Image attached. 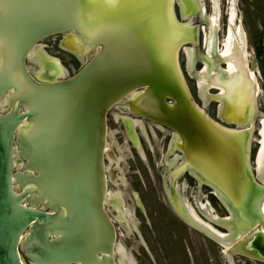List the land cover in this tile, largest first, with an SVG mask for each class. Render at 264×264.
Instances as JSON below:
<instances>
[{
    "label": "water",
    "instance_id": "95a60500",
    "mask_svg": "<svg viewBox=\"0 0 264 264\" xmlns=\"http://www.w3.org/2000/svg\"><path fill=\"white\" fill-rule=\"evenodd\" d=\"M174 3L0 0V264H26L21 244L33 264H111L114 234L104 207L106 113L124 99L130 110L181 139L185 163L176 168L179 174L195 170L227 195L236 214L232 218L221 203L227 213L222 220L249 230L257 222L264 183L249 163L253 122H226L218 111L214 120L204 104L194 102L179 52L187 41L196 42L195 28L176 23L183 18H177ZM68 31L58 46L80 56L95 50L93 58L71 77L32 73L42 81L34 79L25 56L41 38ZM135 92L142 94L128 101ZM6 94L4 107L12 108L2 110ZM28 120L35 128L22 126ZM15 151L25 163L13 175ZM210 223L228 234V228Z\"/></svg>",
    "mask_w": 264,
    "mask_h": 264
},
{
    "label": "rangeland",
    "instance_id": "374dc122",
    "mask_svg": "<svg viewBox=\"0 0 264 264\" xmlns=\"http://www.w3.org/2000/svg\"><path fill=\"white\" fill-rule=\"evenodd\" d=\"M194 1L196 3L201 2L204 5L209 18L213 15V17L217 19V15L220 13L219 28L214 35L215 51L218 53H214L213 60H215L217 68L225 69L226 65L218 61V55L221 53L223 40L227 35L228 8H230L231 0ZM176 3L177 0H175L174 3V10L179 19V9ZM234 7L237 10V23H239V21L241 22L246 36L247 48H245V50L249 55L248 61L250 60V63L251 61L255 63L256 59L261 71L262 80L261 78L257 80L261 89V100L258 102V111L262 113L264 112V0H235ZM182 22H190L193 26L200 29L199 41L195 44H186L187 46L195 47L197 50L194 58V70L186 72L185 61L187 59L181 51L179 52V65L194 102L201 106L204 102L199 95L197 78L199 72L205 68L204 64H201L200 61L204 63L202 60L204 55L203 38L204 34L207 36L208 31L205 28L208 27L209 24L206 20L201 19L198 13L192 14L187 20H183ZM65 33L71 32L68 31ZM65 33L38 42V45H41L43 50L50 57L59 60L61 63V72L54 76L56 80L68 78L76 74L93 58L94 54L90 52L89 54L80 56L59 47V40ZM252 52L255 58H250V55H253ZM27 67L30 72H40L39 64L27 62ZM248 67L253 72L251 64ZM217 93L218 90L209 89L207 96ZM118 104L123 105V108H111L106 114V150L104 151L105 161H103V164L106 178L105 188L108 190L107 196H109L110 194L108 193L113 190L118 191V188L115 186L119 183H111L108 179L111 178L112 180H116L123 177L127 183L134 185V192H139L146 212H141L140 209L135 206L128 207V204L132 205L129 196L127 197L129 201H126L127 205L121 209V212L127 213V215H129V211L135 213L139 221L140 229L139 234H137L131 232L130 229H128L127 232H125L126 230L118 229L119 225L115 224L113 221L117 214L113 213L112 210H108L109 208H105L109 219L113 221V225L116 228L115 234H117V240L120 238V232L123 231L122 238L125 240L124 243L128 250H132L138 264H227L224 249L202 234L195 232L193 229L181 223L170 209L165 207L162 203L159 190H155V188L159 189V186L155 184V178L158 172V162L160 160L158 152L159 150L161 151L163 141L165 140L164 133L159 130L155 124H152L145 118L130 113L128 108L125 107L124 100H121ZM217 104L218 103L214 100L206 99L204 105L205 113L214 120L218 111ZM124 118L134 121V131L141 142L140 149L136 150L133 147L127 134V128L122 120ZM254 127L255 130L252 133L253 139L249 144V163L252 170L255 168L254 161L258 149L256 141L259 139V136L256 134V130L260 128L256 119ZM14 149L18 151V145L16 143H14ZM109 152L114 155V159L110 157L107 159ZM13 161V175L17 171L21 172L24 170L25 160L20 154L16 153V151L14 152ZM185 177L189 187H193V181L190 180L187 175ZM13 186H17L15 181H13ZM201 193L203 195L202 197H204L202 200H208L215 214L219 217L227 215L216 197L210 194L209 188L201 186ZM31 198L32 197H28V199ZM26 201L24 204L29 206V202ZM146 217L148 218L150 226L146 224ZM219 230L225 232L224 230ZM131 233L133 234L131 235ZM179 240L181 245L179 244ZM233 243H235V241L231 242V244ZM19 249L25 263L33 264L26 257L22 244L19 246ZM234 254L235 253L232 254V258L235 264H264L263 261Z\"/></svg>",
    "mask_w": 264,
    "mask_h": 264
},
{
    "label": "flooded vegetation",
    "instance_id": "af4514ba",
    "mask_svg": "<svg viewBox=\"0 0 264 264\" xmlns=\"http://www.w3.org/2000/svg\"><path fill=\"white\" fill-rule=\"evenodd\" d=\"M179 1L180 0H177L176 4H177V7H178V9L180 11L179 16L181 15L183 20H187L192 14L198 13L200 18L203 19V20H206L207 23L209 24L208 27H206L205 29L208 31L207 35H209V39H211V41H212V46H210L211 47L210 48L211 49V56L207 55V53H208V51H207V42L205 41L206 40V35L204 34V38H203L204 55L202 57V60L204 61V63H202V61H200V63L204 64V66L208 70H211L212 69L211 66H210L211 63H215V60H213V55H214V53H218V52L215 51V38H214V35L218 31L217 29L219 28V16H220V13H218V15H217V24L214 25V29H213V31L210 34L209 33V27H210L211 19L209 18L208 14L206 12V9L204 7L201 8V7L198 6L199 9L196 8V9H194V11H191L190 15H188L187 17H183L182 13H181V10H180V2ZM178 4H179V6H178ZM227 14H228V12H227ZM236 21H238V18L236 19ZM185 23H190V22H185ZM190 25H192V24L190 23ZM226 27H227V32H228L229 15H228V24H227ZM215 28H216V30H215ZM197 32H198L197 33V39H198L197 41H199V39H200V37H199L200 29L199 28H198ZM62 33H65V32H62ZM59 34H61V33H59ZM59 34L47 35V36L41 38L38 42H40L42 40H45L47 38H52V36L57 37V35H59ZM68 34L69 33H65L63 35V37L68 35ZM38 42L30 49L28 54L25 56L24 61H25L26 67H27V62H31V63H34V64H39L40 65V72H37L36 74H38L41 77H52V76H55V75L59 74L61 72L60 69L62 67L60 61L50 57L43 50L41 45H37ZM195 43H197V42H191V43H187V44H195ZM185 47H187V48L190 47L193 50V57H192V59H193L192 71H193L194 70V64H195L194 63V58H195V54H196L197 50L195 49V47L184 45V47H183L184 51H183V49H180V50H181L182 54L185 57H186ZM245 48H246V36H245ZM15 50H17V49H15ZM252 54H253V52H252ZM205 56L207 57V59H205ZM220 56L221 55L219 54L218 55V61H219ZM250 58H255L254 54L250 55ZM186 59H187V57H186ZM39 60H41V61H39ZM249 63L250 62L246 63V67L250 66V64H251V67L253 68V72L256 74L255 76L254 75L253 76L255 78L257 77L256 78L257 95L255 97V106H254V109H253L254 111L252 112V116L253 117L251 116V119L246 120L244 123H236V122H234V123H236L238 125H243V124L247 123L246 126L249 127L251 125L250 123L253 122V125L255 124V119H256L257 122L260 125V128H258L256 130V132L259 130L260 135H258L256 133L259 136V139H258L259 143L256 141L257 144H258V149H257V154H256L255 162H254L255 168H256L254 173L256 174L257 178L261 181V179L258 177L257 165H258V155L260 154V150H261V146H262L261 145V143H262L261 126H262V123L264 121L263 120L264 119V112L259 113V111H258V102H259V100H261V98H260L261 89H260L259 82H257L258 81L257 79L261 78V80H262V77H261V71L259 69V65H258L256 59H255V63L253 61H251L250 64ZM185 64H186V69L185 70H186V72H189L188 69H187V60L185 61ZM212 65L216 69H219V68L216 67L215 64H212ZM47 68H48V70H47ZM216 69H214V70L212 69L211 71H213L214 73H218ZM51 71H52V73H51ZM29 72H30V70H29ZM32 73L35 74L34 71L30 72V74L32 76H33ZM33 77H34V79H36L38 81H42V80L38 79V77H36V76H33ZM213 89H216L219 92L218 88H214L213 87ZM125 100L126 99H124L125 107L128 108L130 113L145 118L147 121L151 122L152 124H155L157 126V128L164 133L165 140L163 141V146H162L161 151L159 150V152H158L160 160L158 162V172H157V175H156V178H155V184L157 186H159V189L155 188V190H157V191L159 190L160 195H161L160 197H161L162 203L165 205V207H168L170 209V211L178 218V220L181 223L185 224L187 227H189L191 229H193L191 226L195 227L197 229V230L193 229L195 232L202 234L203 236H205L206 238H208L211 241L213 240L212 241L213 243H215V244H217V245L222 247L221 243H219L217 241L215 242V240L208 233H206L205 231L201 230V228L199 227V229L201 230L200 231L196 224H191V222H190L191 218H189V217L192 214L193 217L196 220H198L202 226H204V227H206L208 229H210V228L216 229L215 227H213L211 225L210 220L214 221V222L216 221L217 223L222 221V223H219V224L224 226V227H226V228H228L229 231H228V234L227 233L224 234L223 232H221V233H223V235H226V236L229 237L230 232H231V227H230L229 223L227 221H225V220H222L219 216H217V214L214 213L212 206L208 203V200H202L204 197H202L203 195L201 193V186H205V187L209 188L210 194L214 195L217 200L219 199L218 200L219 203L220 204L223 203L224 206H226L230 210L231 214L233 215L232 218H234V211L231 208L230 202L223 195L221 196L220 193L215 189V187L213 185L207 183L205 181V179H203L201 177V175L199 173H197L195 170L184 169L183 172L179 174V171H176V168L178 166H180V165L185 163V156H184L183 151H182V149L180 147L181 144H182L181 139H179V137L174 133L173 130H171L170 128L166 127L165 125L159 124V123H157L155 121H152V120H150V119H148V118H146V117H144L142 115H139V114L133 112L132 110H130L129 107L126 105ZM214 101L216 103H218L217 100H214ZM263 105H264V99H263ZM114 107L115 108H117V107L123 108V105H119L118 103H116L111 108H114ZM108 111H107V113H108ZM218 115H219V112H218ZM219 118L221 120H223V121L231 122V121H227V120L223 119L221 116H219ZM122 120H123L125 126H127L126 127L127 128V134L129 132L131 133V135L129 133L128 136L130 138V141L133 144V147L136 150L140 149L141 142H140V138L135 134L134 121L126 120L125 118L122 119ZM107 121H108V119H107ZM222 125H225L227 127H232V128L236 127L233 124L224 123V122L222 123ZM240 128L243 129V127H240ZM254 130H253V132H254ZM108 157L114 159V155H112L111 152L108 153L107 159H108ZM104 161H105V154H104ZM263 161H264V159H263ZM174 172H176V176L175 177H173V175L171 174V173L174 174ZM186 175H187V177L190 180L193 181V183H194L193 187H189V185L187 183V179L185 177ZM109 180H110L111 183L119 182L118 185L115 186L116 188H118V191L113 190L110 193H108L110 195L107 196V191L108 190L106 189L104 207L105 208H109L108 210H112L113 213L117 214L116 218H114L115 220H113V221H114L115 224L119 225L118 229L126 230L125 232H127L128 229H130L131 232L139 234V232H140L139 221L137 220V218L135 216V213L129 211V215H127V213L121 212L122 207L127 205L126 201H129V198H127L128 196L130 197V199L132 201V205L128 204V207L135 206V207L139 208L141 212H144V213L146 212V209H145L144 204H143V200L141 199V196H140L139 192H136V191L134 192V190H135L134 189V185L127 183L125 181V179H123V177L122 178H118L116 180H112L111 178H109L108 181ZM202 183H204V184H202ZM199 184H201V186H199ZM209 185L214 187V189L212 190L209 187ZM221 206H222V204H221ZM260 210H261V212L263 214V219H264V212H263V210L261 208H260ZM113 221H111V219H110V222H111L112 228H113V234H114L113 244H112L111 254H110L111 264H138L137 260L135 259L134 255H133L132 250H128L126 245H125V243H124L125 240L122 238L123 233H124L123 231L120 232V238H118V240H117V234H115L116 233L115 232L116 228L113 225ZM146 224L150 226V223L148 222V218H147ZM260 228H261V224L256 222V224L253 225L252 229H250V232L248 233V235H246L248 229L245 231L246 232L245 234H243V233L242 234L244 235V237L250 238V240H252L254 238V236H257V235H259V234H261L263 232V228H261L262 230ZM204 233H205V235H204ZM132 234L133 233H131V235ZM226 242H228V240H226ZM229 243H230V241H229ZM179 244L181 245L180 240H179ZM252 249H255V248L251 246V249H250V247H248L249 251H251ZM254 251H256V250H254ZM238 254L242 255V256H245V257H248V258H252V257H250L248 255H245V254L241 253V252H239ZM99 256L101 257V255H99ZM225 258H226V261H227V257L226 256H225ZM253 259H256V258H253ZM256 260L263 261L261 259H256ZM227 264H229L228 261H227Z\"/></svg>",
    "mask_w": 264,
    "mask_h": 264
},
{
    "label": "bare ground",
    "instance_id": "6f19581e",
    "mask_svg": "<svg viewBox=\"0 0 264 264\" xmlns=\"http://www.w3.org/2000/svg\"><path fill=\"white\" fill-rule=\"evenodd\" d=\"M179 2H180V10H181L183 17H187L188 15H190L191 11H194V9L198 8V6L201 8L204 7V5L201 2L196 3L194 0H180ZM172 4H173V0H172ZM234 4H235V0H231L230 1V8H229L228 32H227V35L225 36V39L223 40V44H222L223 48H221L222 49L221 53H220L221 56L219 58V61L221 63L226 64V69H220V68L216 69L212 65L215 63H211V65H210L211 68L213 70L216 69L218 73H214L213 71H211L212 69L208 70L205 67L204 70L199 72L197 79H198L199 95L201 96V99L203 100L204 105H205L206 99L217 100L218 101L219 116H221L223 119H225L227 121L236 122V123H244L246 120L251 119L252 112L254 111L253 109L255 106V97L257 95V86H256V84H257L256 78L257 77L255 78L254 76L256 74L254 72H252L248 67H246V63L249 62L248 61L249 55L247 54V52L245 50V33L243 31V27H242L241 22L239 21V23H237V21H236L237 10L234 7ZM178 6H179V4H178ZM210 19H211V21H210L209 33L211 34V32L214 29V25L217 24V19L214 18L213 15L211 16ZM175 21H176V23L183 25L185 27L195 28V37H196V42H197V40H198L197 39L198 29L196 26L193 27L192 25H190V23H185V22L182 23V22L177 21V20H175ZM215 30H216V28H215ZM205 41L207 42V51H208L207 55L211 56V49H210L211 47L210 46H212V41H211V39H209V35L206 36ZM187 42L191 43L194 41H187ZM182 45L184 47L185 44H182ZM92 52L96 53L95 50ZM185 53H186V57H187V69H188V71H191L193 68V59H192L193 50H192V48L185 47ZM205 59H207L206 56H205ZM39 61H41V60H39ZM1 64H2V60L0 57V66H1ZM47 70H48V68H47ZM51 73H52V71H51ZM52 77H54V76H52ZM213 87L218 88L219 92L217 94L207 96L208 90L213 89ZM141 94H142V92L132 93L127 98V100L130 101L131 98L139 96ZM6 101H7V94L1 102V109L2 110H7V109L12 108V106H9L8 108L4 107L6 104ZM22 126H25L28 128H35L34 121H32V120H28V121L24 122L22 124ZM217 126L222 128V129H225L224 127H222L219 124ZM225 130L233 131V132L242 131V130H236V129H234V130L225 129ZM261 134H262V143H261L262 146H261L260 154L258 155L257 171H258V177L261 179V181L264 182V161H263V159H264V121H263L262 126H261ZM130 135H131V133H130ZM248 140H249V136L247 139V145H248ZM250 142H251V140H250ZM253 176H255L254 173H253ZM201 177L203 179H205L203 176H201ZM205 181L207 183L211 184L208 180L205 179ZM214 187L220 193L221 196L223 195L230 202L231 208L235 213L236 207L228 199L227 195L222 190H220L218 187H216V186H214ZM260 208L264 212V188L261 190L259 200H258V204H257V219H258L257 223H259V222L261 223V228H263V232L257 236H254V238L252 240H250V238L244 237V235H243L246 233L245 231L247 229H248V231H247L246 235H248V233L250 232L249 227L242 229L240 226L238 227L236 223L229 224L231 227V232H230V235L228 237L226 235H223V233L217 231L216 229H213V228L208 229V228L202 226L200 224V222L193 217L192 214L190 215L189 218H191V221H190L191 224H196L198 226V229L200 227L201 230L208 233L215 240V242L217 241V242L221 243L222 247L224 248V251H225L224 253H225V256L227 257V261L229 264H235L233 261V258H232V254L233 253L238 254L239 252H241L245 255H248L252 258L261 259L264 261V219H263V214H262ZM235 214H234V216H235ZM219 223H222V221H220ZM204 235H205V233H204ZM226 240H228V242H226ZM229 241H230V243H229ZM234 241H235V243L231 244V242H234ZM251 246L254 247L255 249H252L251 251H249L248 247H250V249H251ZM254 250H256V251H254Z\"/></svg>",
    "mask_w": 264,
    "mask_h": 264
}]
</instances>
